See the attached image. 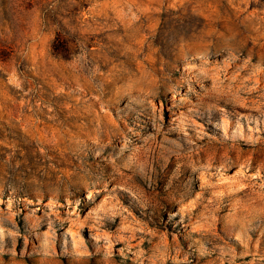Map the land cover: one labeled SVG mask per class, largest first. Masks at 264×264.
<instances>
[{"label": "rangeland", "instance_id": "374dc122", "mask_svg": "<svg viewBox=\"0 0 264 264\" xmlns=\"http://www.w3.org/2000/svg\"><path fill=\"white\" fill-rule=\"evenodd\" d=\"M223 57L264 69V0H0V264H264V88Z\"/></svg>", "mask_w": 264, "mask_h": 264}, {"label": "bare ground", "instance_id": "6f19581e", "mask_svg": "<svg viewBox=\"0 0 264 264\" xmlns=\"http://www.w3.org/2000/svg\"><path fill=\"white\" fill-rule=\"evenodd\" d=\"M249 66L251 68H249ZM223 68L227 70V74L230 77L234 76L238 78V86L242 85L241 81H245L248 75L249 80L251 79L252 81L258 83V88H264V69H257L255 66H251L248 60L238 59L236 62H233L232 59H228V57H223L209 61L207 66L208 71L214 75L216 82H218V80L220 79L221 70ZM238 68L251 69V73L246 74L237 72ZM237 92L238 91H235V94Z\"/></svg>", "mask_w": 264, "mask_h": 264}]
</instances>
